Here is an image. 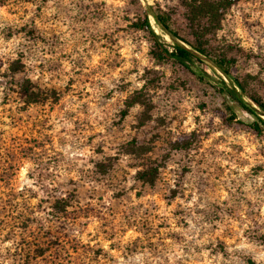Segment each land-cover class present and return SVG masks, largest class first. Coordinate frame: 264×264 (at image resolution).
<instances>
[{"label": "rangeland", "instance_id": "374dc122", "mask_svg": "<svg viewBox=\"0 0 264 264\" xmlns=\"http://www.w3.org/2000/svg\"><path fill=\"white\" fill-rule=\"evenodd\" d=\"M147 6L187 36L179 0H0V264H264V130L212 59L154 56ZM210 46L264 101V0Z\"/></svg>", "mask_w": 264, "mask_h": 264}, {"label": "trees", "instance_id": "16d2710c", "mask_svg": "<svg viewBox=\"0 0 264 264\" xmlns=\"http://www.w3.org/2000/svg\"><path fill=\"white\" fill-rule=\"evenodd\" d=\"M184 9V18L187 27V36L180 35L168 25V15L154 8L157 18L171 33L184 43L172 41L167 45L161 36L154 30L147 11H143V19L134 25L148 31L152 40V53L160 59L172 58L179 64L188 67L194 61L205 63L197 54H202L212 59L217 67L233 82L228 83L223 77L217 76V90L222 97L225 107L229 112L228 120L243 123L256 132L264 130V101L247 93L243 85L231 76L230 67L232 60L226 59L221 53L211 52L210 41L220 26V21L226 10L239 0H179ZM156 25L161 28L157 23ZM29 94V93H28ZM249 98L252 103L244 99ZM138 178L144 182H152V173L148 169L138 171ZM59 206L56 210L63 209L62 200H56Z\"/></svg>", "mask_w": 264, "mask_h": 264}, {"label": "water", "instance_id": "95a60500", "mask_svg": "<svg viewBox=\"0 0 264 264\" xmlns=\"http://www.w3.org/2000/svg\"><path fill=\"white\" fill-rule=\"evenodd\" d=\"M146 10H147V13L149 14V15H151L152 17H153V19L155 20V22L169 35V37L170 38H172L173 39V41H177V42H179V43H181V44H183L184 45V43L183 42H181V41H179L172 33H171V31L163 24V23H161L160 22V20L157 18V16H156V14H155V12L149 7V6H147L146 7ZM196 54L200 57V58H202V54H199V53H197L196 52ZM223 73V72H222ZM224 74V73H223ZM225 75V74H224Z\"/></svg>", "mask_w": 264, "mask_h": 264}, {"label": "bare ground", "instance_id": "6f19581e", "mask_svg": "<svg viewBox=\"0 0 264 264\" xmlns=\"http://www.w3.org/2000/svg\"><path fill=\"white\" fill-rule=\"evenodd\" d=\"M164 36V35H163ZM168 39V38H167Z\"/></svg>", "mask_w": 264, "mask_h": 264}]
</instances>
